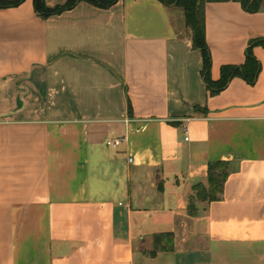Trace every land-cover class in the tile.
I'll use <instances>...</instances> for the list:
<instances>
[{"label":"crops","instance_id":"obj_1","mask_svg":"<svg viewBox=\"0 0 264 264\" xmlns=\"http://www.w3.org/2000/svg\"><path fill=\"white\" fill-rule=\"evenodd\" d=\"M205 28L219 81L264 38V3L209 2ZM253 52L255 82L211 94L179 6L0 8V264H264V45ZM216 161L230 163L220 198L191 214Z\"/></svg>","mask_w":264,"mask_h":264},{"label":"trees","instance_id":"obj_2","mask_svg":"<svg viewBox=\"0 0 264 264\" xmlns=\"http://www.w3.org/2000/svg\"><path fill=\"white\" fill-rule=\"evenodd\" d=\"M25 0H0V8L17 7ZM119 0H66L62 4L50 6L46 0H34L35 10L42 18H49L75 8L79 3L86 2L100 8H110ZM165 5L179 6L183 8L185 13L186 25L189 30L194 48L202 53L203 68L202 75L204 81L211 91L216 94L227 87L230 80L235 76H242L249 83H254L259 69L260 63L254 55L253 48L257 45H264V38L252 40L246 50V62L242 66L225 65L222 67L221 78L214 81L211 78L212 57L211 51L206 38L205 28V6L209 2H225L236 1L241 3L242 7L248 12H258L262 9L264 0H160ZM201 109L197 107L196 110ZM230 172V163L226 161L212 162L208 168V187L202 184L197 185V191H200L199 199L202 201H212L220 198L223 191L224 183ZM197 210L195 201L189 202V212L194 214ZM167 235V234H166ZM164 235V236H166ZM163 235H157L155 245L157 248L152 251L155 254L159 248V239Z\"/></svg>","mask_w":264,"mask_h":264},{"label":"built area","instance_id":"obj_3","mask_svg":"<svg viewBox=\"0 0 264 264\" xmlns=\"http://www.w3.org/2000/svg\"><path fill=\"white\" fill-rule=\"evenodd\" d=\"M183 133L186 135L185 139H189L188 129L186 127L183 128ZM122 143V139H115V140H107V145L112 147H118ZM130 161H133V158H130Z\"/></svg>","mask_w":264,"mask_h":264},{"label":"rangeland","instance_id":"obj_4","mask_svg":"<svg viewBox=\"0 0 264 264\" xmlns=\"http://www.w3.org/2000/svg\"><path fill=\"white\" fill-rule=\"evenodd\" d=\"M64 3V2H63ZM59 4H62V3H59ZM57 5V4H56ZM63 14V13H62ZM57 16V15H56ZM206 187H208V186H206ZM200 191H197V190H195V193L194 194H191L190 195V200L192 201H195V203L197 202V201H199L200 199H199V195H200V193H199ZM197 209H198V207H197Z\"/></svg>","mask_w":264,"mask_h":264}]
</instances>
